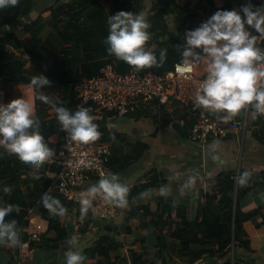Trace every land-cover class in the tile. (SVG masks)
<instances>
[{
	"label": "crops",
	"instance_id": "1",
	"mask_svg": "<svg viewBox=\"0 0 264 264\" xmlns=\"http://www.w3.org/2000/svg\"><path fill=\"white\" fill-rule=\"evenodd\" d=\"M67 1L36 0V4L32 5L16 23L5 25L4 29L24 36L28 24L38 19L49 20L52 16L51 8ZM170 24L171 22H169L170 30H173ZM9 48L13 50L12 46ZM25 58L28 56L25 55ZM0 85L5 90V103L12 98L21 97L26 85L33 86L28 81H0ZM23 97L33 104L35 114L49 118L54 116L55 111L52 108L46 105L38 107L34 86L32 92L25 93ZM40 103L43 104V100ZM179 105L183 104L177 101L172 103L168 112L172 117L178 114L174 117V121L182 125V132L172 126L174 121L170 124L165 123L155 101L139 103L126 115L108 111L104 124L110 139L103 141L115 144L120 161L126 156L136 157L131 158V163L124 168H119L117 162L111 164L109 174H117L120 181L128 188L126 205L116 204V212L112 216L100 218L92 213V205L87 212L82 213L80 202H75L74 207L68 208L54 190L58 166L49 161L41 164L45 169L38 172L36 177L43 186L34 206L28 207L24 196L26 192L23 190L20 191L21 194L12 192V195L0 197V206L20 209V213H13L8 217V221L17 223L21 239L26 236L25 214L31 208L47 218V228L42 234L41 241L33 245V251L23 264H65L64 254L71 247L67 243L71 237L77 238V247L82 249L85 256L83 264L108 262L110 264H224L226 258L210 254L209 251L215 246L204 243L202 239H192L189 245L190 249L203 252L201 258L192 261L191 256L178 255V241L170 236L176 225L164 224L163 229L159 231L160 227L156 221L161 219L145 214L143 207L148 206L151 211H157L164 201H170L172 205L179 207L178 211L172 213V220H175L177 215L185 213L188 220L193 221L198 216L201 194L210 193L219 176L231 172L238 182L245 170L250 172V176L242 185L245 192L239 204L243 211L251 213L244 222L251 251H244L242 248L236 250L233 246L228 257L232 264H264V183L261 179V174L264 172V138L255 123L258 113L251 110L250 105H246L231 116L228 121L230 131L227 136L211 138L201 146L191 141L187 133L196 118L197 107L193 104L184 105L189 107L184 115V111L179 110V113H176ZM94 117L100 122L103 114H95ZM234 120H244L245 127L233 130L230 126ZM45 139H47L46 143L50 144L48 146L55 149L60 136L58 133H53ZM213 144L216 145L214 149L210 147ZM62 145L63 143L52 157L58 158V151ZM214 155L218 159H213ZM254 178L258 181V185L250 186ZM98 179L92 178L85 183V186L97 182ZM151 182L155 184L144 188ZM44 192L61 201L66 209L64 214H50L42 203L41 197ZM58 216L61 226L66 227V234L61 239L56 238L58 234L55 229L49 228V219H57ZM166 216L167 214L163 217ZM142 223L146 224L142 225ZM103 234H109L119 243V246L110 250L109 261L89 254L90 248ZM162 235L165 240L160 244L159 237ZM236 251L239 255L237 263L234 260ZM17 253L18 246L0 245V264H16Z\"/></svg>",
	"mask_w": 264,
	"mask_h": 264
},
{
	"label": "trees",
	"instance_id": "2",
	"mask_svg": "<svg viewBox=\"0 0 264 264\" xmlns=\"http://www.w3.org/2000/svg\"><path fill=\"white\" fill-rule=\"evenodd\" d=\"M249 2L253 8L264 6V0H68L51 8L52 16L49 20L38 19L28 24L25 27V35L20 36L15 31L5 30L4 26L16 23L32 5L36 4V0H18L15 6L0 8V81L32 83L34 79L44 76L52 83L39 91L34 87L38 107L46 105L55 111L54 105L58 104L70 110L84 106L88 107L90 114L94 116L96 104L91 101L80 103L76 86L84 78L98 74L107 63H112L121 73L135 69L134 66L107 51L106 37L109 31L107 18L111 14L120 10L131 11L134 14L145 13L150 23L148 31L151 34L146 47L152 48L158 60L160 50L167 51L166 59L162 64L144 67L138 71L163 74L171 70L176 62L182 60L181 52L185 45L186 30L194 29L218 9L240 10ZM174 13L181 19L176 32L170 30L168 22ZM253 31L257 34L258 42L264 47V34L256 33L255 29ZM10 46L13 50H10ZM25 55L28 58H25ZM42 96L47 97L50 102L45 103L43 100L44 103L41 104ZM155 102L165 123L170 124L174 121V117L178 114L172 117L168 111L172 103L176 101L170 99L165 103H160L158 100ZM188 109L189 107H184V104L179 105L176 113L180 110L186 115ZM250 109L255 111L251 105ZM107 114L108 112L103 113L100 122L96 119L94 121L101 132L99 140L110 139L104 124ZM34 118L39 121L44 138L53 133L59 134L60 140L56 143V148H52L53 153H56L68 136L66 131L61 129L56 119V112L50 118L40 114H35ZM255 123L259 126V131L264 138V116L258 113ZM117 153V147L113 144L111 164L117 162L119 168L126 167L132 159L136 158L126 156L123 161H120ZM44 169L45 166L42 165L36 169L23 163L18 156L0 146V197L12 195V192L21 194L20 191L23 190L26 192L24 196L28 207L34 206L41 195L43 186L36 177L38 172ZM154 184L151 182L144 188ZM242 185L243 183L239 180L236 182L233 173H223L217 178L210 193L201 194L198 216L193 221H189L185 213L177 215L178 219L172 220V213L175 210L178 211L179 207L172 205L170 201H164L157 211H151L148 206H144V213L161 219L156 221L160 227L159 231L163 229L164 224L176 225L170 236L178 241V255L191 256L192 261L201 258L203 252L190 249L189 245L192 239H202L204 243L215 246L209 251L210 254L226 258L224 264H232L228 255L233 246L236 250L242 248L244 251H251L250 239L244 229V222L251 213L243 211L239 204L245 192ZM252 185H258L255 178L250 186ZM5 189H11V191L7 192ZM54 190L68 208L76 205L75 202L59 194L56 188ZM165 214H167L166 218L163 217ZM24 222L26 224V219ZM145 224L142 223V225ZM49 228L57 231V239L64 238L66 227L61 226L59 216L57 219H49ZM159 240L160 244H163L164 236H160ZM116 246H119L118 242L109 234H103L90 248L89 254L109 261L110 250ZM234 260L235 263L239 261L237 251Z\"/></svg>",
	"mask_w": 264,
	"mask_h": 264
},
{
	"label": "clouds",
	"instance_id": "3",
	"mask_svg": "<svg viewBox=\"0 0 264 264\" xmlns=\"http://www.w3.org/2000/svg\"><path fill=\"white\" fill-rule=\"evenodd\" d=\"M17 3L18 0H0V8ZM107 24V51L136 70L158 66L166 59V49L160 50L158 60L152 48L146 47L151 34L145 13L120 10L107 18ZM246 25L256 33L264 34V6L253 8L245 4L240 10H216L197 27L186 30L182 60L175 66L178 73L185 74L192 71L193 62H204L206 75L195 91L193 103L209 112L223 113L220 116L223 120L230 119L246 105H251L256 113L264 114V51L256 45L257 34H252ZM50 83L44 76L32 81L38 91ZM41 99L45 103L50 102L47 97L42 96ZM54 107L61 129L73 141H96L101 136L88 107L80 106L75 110L62 104ZM34 114L33 104L24 97L0 103V146L18 156L23 163L38 169L52 157L54 150L45 142ZM210 147L214 149L216 145ZM213 159L218 157L214 155ZM249 176L250 172L245 170L239 182L246 183ZM5 191L10 192L11 189ZM127 192V186L117 174L102 175L81 193V211H88L97 193H102L111 203L124 206ZM41 199L50 214L65 213L66 209L57 197L44 192ZM13 213L19 214L20 209L0 206V245L15 247L22 243L17 223L8 221ZM67 243L71 247L64 254L65 264H83L85 256L77 247V238L71 237Z\"/></svg>",
	"mask_w": 264,
	"mask_h": 264
},
{
	"label": "built area",
	"instance_id": "4",
	"mask_svg": "<svg viewBox=\"0 0 264 264\" xmlns=\"http://www.w3.org/2000/svg\"><path fill=\"white\" fill-rule=\"evenodd\" d=\"M168 21L171 22L172 17ZM246 27L254 34L250 25ZM256 45L264 51V47L257 38ZM180 62H176L171 70L163 74L153 71L142 73L133 68L121 73L112 63H107L98 74L84 78L76 86L77 98L80 103L88 101L95 103L96 114L99 115L108 111L126 115L139 103L155 100L167 102L173 99L184 105H194L195 91L206 75L205 64L202 60L193 62L192 71L181 74L175 67ZM32 90V85H26L21 92V97ZM0 103H5V90L1 85ZM221 115L223 113H213L197 107L196 118L188 128V138L202 146L211 138L227 136L230 131L228 126L230 119L223 120L220 118ZM242 126L245 127L244 120H234L230 127L236 130ZM112 147L111 142L99 140V138L96 141L76 142L68 135L58 151V158L51 157L48 160L58 166L54 187L59 194L69 201L79 203L81 193L96 183L85 186L87 181L111 172ZM261 175L264 183V172ZM91 209L92 213L100 218H107L116 212V204L106 200L102 193H97L92 198ZM46 228L47 218L31 208L26 215L24 228L26 238H22V243L18 246L16 264H23L28 259L33 251V245L41 241Z\"/></svg>",
	"mask_w": 264,
	"mask_h": 264
},
{
	"label": "rangeland",
	"instance_id": "5",
	"mask_svg": "<svg viewBox=\"0 0 264 264\" xmlns=\"http://www.w3.org/2000/svg\"><path fill=\"white\" fill-rule=\"evenodd\" d=\"M148 7V6H147ZM172 17V21H171V26H172V29H173V32H176V28L178 27V24H180V22H181V19H180V17L176 14L175 15V13L171 16ZM174 18V19H173ZM175 25V26H174ZM176 35V34H175ZM179 37V36H178ZM249 129V128H248ZM247 129V132H249V130ZM240 145H241V143H240Z\"/></svg>",
	"mask_w": 264,
	"mask_h": 264
},
{
	"label": "water",
	"instance_id": "6",
	"mask_svg": "<svg viewBox=\"0 0 264 264\" xmlns=\"http://www.w3.org/2000/svg\"><path fill=\"white\" fill-rule=\"evenodd\" d=\"M249 4H250V2H249ZM172 126H173L176 130H178V131H180V132H182V130H183L182 125H181L179 122H177V121H174V122L172 123Z\"/></svg>",
	"mask_w": 264,
	"mask_h": 264
}]
</instances>
